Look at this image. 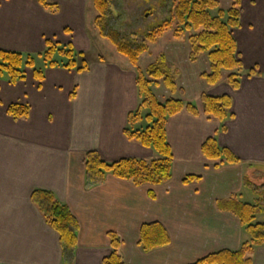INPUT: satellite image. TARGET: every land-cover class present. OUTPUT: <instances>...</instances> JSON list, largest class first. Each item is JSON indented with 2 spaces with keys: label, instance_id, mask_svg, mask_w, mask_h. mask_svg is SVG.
I'll use <instances>...</instances> for the list:
<instances>
[{
  "label": "crops",
  "instance_id": "crops-1",
  "mask_svg": "<svg viewBox=\"0 0 264 264\" xmlns=\"http://www.w3.org/2000/svg\"><path fill=\"white\" fill-rule=\"evenodd\" d=\"M48 1L56 5L54 10L37 0H0V50L34 56L51 40L71 44L85 55L94 43L102 44L93 30L94 0ZM217 1L223 10L233 5V0ZM146 12L151 8L131 13L138 30L151 17ZM234 35L244 66L238 89L226 82L227 72L215 86L202 78L210 72V63L207 55L190 60L188 35L177 38L174 31L167 32L152 45L162 48L158 56L150 47L140 58L139 67L145 70L165 55L176 73L181 93L158 83L153 90L159 101L184 100L200 112L193 116L183 111L169 119L173 176L161 186L138 187L111 174L99 186H86L88 152H97L108 163L157 158L124 135L128 115L141 103L136 69L127 58L99 57L82 73L45 67L41 84L31 69L26 80L15 85L0 81V264H103L112 253L109 233L121 239L125 264H194L217 252H236L249 241L240 220L219 210L218 201L238 196L243 203L256 204L252 190L262 193L251 188L248 194L246 179L264 174V0H242L241 27ZM204 94L230 96L232 117L223 124L206 117ZM12 104L28 106L29 118H11L7 109ZM212 137L242 163L215 168L202 152ZM188 176L200 179L184 184ZM39 189L53 192L79 223L72 263L64 261L59 235L31 201ZM257 222L264 223V216ZM148 223L162 224L170 245L144 251L140 230ZM252 258L253 264H264V246L256 248Z\"/></svg>",
  "mask_w": 264,
  "mask_h": 264
},
{
  "label": "trees",
  "instance_id": "trees-1",
  "mask_svg": "<svg viewBox=\"0 0 264 264\" xmlns=\"http://www.w3.org/2000/svg\"><path fill=\"white\" fill-rule=\"evenodd\" d=\"M46 9L54 10L56 5L48 0H37ZM140 1V0H139ZM132 3L131 0H94L97 17L94 27L101 39L108 41L118 54L127 58L136 69V85L141 98L138 109L128 115L124 135L129 141L137 142L151 149L157 158L151 162L140 159H123L108 163L97 152H88L85 159L86 186L94 188L104 183L108 174L133 183L135 186H161L168 183L173 176L174 155L168 142L167 123L170 118L187 111L193 116L200 112L193 103L184 100L170 99L165 102L158 100L154 86L162 83L172 93L180 92L176 84L174 72L168 66L165 55L145 70L139 67L140 58L149 52L150 45L158 41L169 31H174L180 38L188 35L191 46L190 60L196 62L200 56L207 55L210 72L202 78L210 86L222 82L224 72H227L226 82L233 88L240 87L244 69L234 31L241 27L242 0H233L229 10H223L217 0H163V12L169 18L158 26L137 35L138 26L131 21V13L139 8H151L145 15L154 16L151 0ZM149 1V2H148ZM134 28V29H132ZM45 67L63 68L69 71L86 72L89 63L77 61V51L69 45H61L57 41L47 40L46 49L41 54ZM66 61H58L57 57ZM31 69L34 79L40 84L45 80V72L36 68L32 55L19 52L0 50V81L8 75L10 84L26 80V70ZM255 74L253 71L249 75ZM76 96V90L71 98ZM202 110L206 117L223 124L232 117V98L228 95L201 97ZM7 114L15 119H28L30 108L26 105L12 104ZM225 130V127H222ZM204 157L220 168L224 164L238 165L242 161L231 150L222 148L216 137L208 139L203 147ZM199 177L188 176L184 184H191ZM246 184H250L246 179ZM151 198L155 195L150 192ZM32 203L38 208L46 223L59 235L64 261L72 263L78 242L79 223L70 208L61 203L51 191L35 190L31 196ZM218 209L235 215L241 222L250 240L245 242L236 252L221 251L211 254L194 264H253L252 255L258 247L264 246V223H258L259 215H264V204H247L240 201L238 196L218 201ZM112 253L103 264H125L120 248L121 239L115 233L108 235ZM171 239L160 223H148L140 230V247L150 252L170 245Z\"/></svg>",
  "mask_w": 264,
  "mask_h": 264
},
{
  "label": "rangeland",
  "instance_id": "rangeland-1",
  "mask_svg": "<svg viewBox=\"0 0 264 264\" xmlns=\"http://www.w3.org/2000/svg\"><path fill=\"white\" fill-rule=\"evenodd\" d=\"M132 3H139L138 5H136V7H141L143 1H139V0H131ZM149 2V1H148ZM150 3L153 6V10L155 12V15L147 18L146 22H145V26L144 28L136 31L137 35H142L145 31L152 29L156 26H158L161 22H163L165 19L169 18L168 15H165L163 10V7L165 5V1L163 0H151ZM134 29V28H132ZM93 30L95 31V27L93 28ZM170 32V31H169ZM101 43H94L93 48L90 52L86 53L85 55H82L81 53H79V51H77V61L78 62H82V60L87 61L88 63L96 61L99 57H103L107 60H112V59H116V57H118V59H125L123 56H121L120 54L117 53V51L114 49V47L106 40H102L101 38H99ZM61 44V43H60ZM61 45H65V44H61ZM150 47H153L151 50V53L153 54V56H158V54L161 52L162 48L160 47H154L152 45H150ZM42 54V53H41ZM41 54H35L33 56V58L35 59V63H36V68L42 69L45 68V63L43 60V56ZM151 55V54H148ZM147 57H150L148 56ZM149 59V58H147ZM58 61H66L65 58L63 57H57ZM142 66H146L145 62L142 63ZM8 75H4L3 79L1 81H5L8 80ZM248 181L251 183L248 185V187L250 188L248 190V194L251 192V188L252 189H256L258 192L260 190H262L261 194H257L256 192H253L252 190V194L254 193L255 199L257 201V203H261L264 204V174H257L256 176H252V178H248ZM252 185V187H251ZM256 201H254V203H256ZM263 215V214H261ZM258 216V219L260 218V216ZM264 216V215H263Z\"/></svg>",
  "mask_w": 264,
  "mask_h": 264
}]
</instances>
